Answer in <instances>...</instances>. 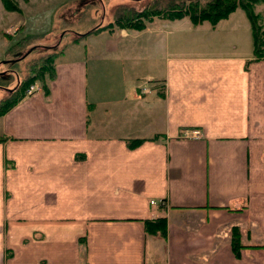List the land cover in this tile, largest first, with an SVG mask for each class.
Instances as JSON below:
<instances>
[{"label":"crops","instance_id":"0c3cea01","mask_svg":"<svg viewBox=\"0 0 264 264\" xmlns=\"http://www.w3.org/2000/svg\"><path fill=\"white\" fill-rule=\"evenodd\" d=\"M131 1L59 27L50 72L0 115V264H264V58L246 15L92 31ZM33 4L0 0L1 33L44 32Z\"/></svg>","mask_w":264,"mask_h":264},{"label":"rangeland","instance_id":"374dc122","mask_svg":"<svg viewBox=\"0 0 264 264\" xmlns=\"http://www.w3.org/2000/svg\"><path fill=\"white\" fill-rule=\"evenodd\" d=\"M10 3L17 7V2L23 6V4L34 3L33 10L34 13L28 17L31 21V25H35L37 29H45L44 32H30L25 37V34H18L19 26L16 24L14 27L10 28L11 33L8 35H3L0 30V42H3V46L7 45L8 40L9 48L0 56V101L7 98L10 100L13 94L7 89H11L21 84L25 81L26 77L29 75H35L36 73L41 74L43 79L42 69L50 68V61L44 60L42 68L39 64L43 61V58L54 55L56 51L60 50V45H57V41L61 40L62 43H66L69 38L65 35L61 39L57 37L59 34L56 32L59 27L68 28V30H73L78 26L83 24V20H89L94 26L100 21L98 18L95 19L94 8L100 10L99 0H9ZM106 5L109 4L110 0H101ZM115 2L119 0H114ZM171 0H134L131 2H124V4L115 3L109 7V19L111 22L107 23L109 19L104 18L103 23L100 28H110L111 26H116L118 28H123L126 22L136 21V16L140 13L146 12V9H157L166 7ZM205 1V0H199ZM84 6L82 11L77 9L79 6ZM74 6V7H73ZM253 12L259 15V21L261 19V13ZM89 15V16H88ZM108 16V14H107ZM123 16V17H122ZM119 17H122L119 20ZM116 21H121L118 23ZM144 25L146 23L143 20ZM86 24V23H85ZM101 24V23H99ZM118 25V26H117ZM262 28V27H261ZM133 29V28H131ZM32 48L30 52L24 54L25 50ZM18 59L16 61H12ZM34 64V72L29 71V67ZM37 71V72H36ZM48 70H45L44 74ZM48 76V75H47ZM37 82V81H36ZM34 81L27 85L23 91V96L30 95L35 92ZM38 83V82H37ZM39 85V84H38ZM26 86V84H25ZM30 87H33V91L27 93ZM21 91V92H22ZM10 94V95H9ZM17 95V94H15Z\"/></svg>","mask_w":264,"mask_h":264},{"label":"trees","instance_id":"16d2710c","mask_svg":"<svg viewBox=\"0 0 264 264\" xmlns=\"http://www.w3.org/2000/svg\"><path fill=\"white\" fill-rule=\"evenodd\" d=\"M4 9L8 11H17V7L12 5L9 0H1ZM264 3V0H171L170 3L164 8L146 9V12L140 13L136 16V21L126 22L123 28L142 29L144 22L151 20L152 17H160L166 19H176L183 16H187L192 24H197L203 20L215 24L218 20L225 18L229 13L233 12L236 8L241 9L246 15L251 28L252 41L254 46V59L264 58V29L261 28L259 21V15L253 12V8L256 4ZM123 17V16H122ZM119 17V20L122 18ZM121 23V21H116ZM118 26V25H117ZM100 26L94 28L92 31L99 29ZM54 55H49L43 58L39 66L42 68L43 62L46 60H53ZM45 60V61H44ZM45 70L50 72L49 69H42L44 74ZM30 72H34V64L29 67ZM37 72V71H36ZM52 76V75H51ZM42 80L41 74L29 75L26 77L23 84L20 87L15 86L11 89H7L10 94H13L12 98L8 100V97L0 101V115L14 105L18 100L23 97V91L35 80ZM26 84V86H25ZM23 90V91H22ZM22 91V92H21ZM9 94V95H10ZM17 94V95H15ZM3 138L0 136V142ZM144 230L148 233L155 234L161 233L163 235L165 230V220L163 217L147 219L143 221ZM231 248L234 252H237L239 245V234L234 228L231 231Z\"/></svg>","mask_w":264,"mask_h":264},{"label":"built area","instance_id":"2783aa9c","mask_svg":"<svg viewBox=\"0 0 264 264\" xmlns=\"http://www.w3.org/2000/svg\"><path fill=\"white\" fill-rule=\"evenodd\" d=\"M30 91H33V87H30L27 93H30ZM180 136L194 139L200 137V132L198 129H184L181 131Z\"/></svg>","mask_w":264,"mask_h":264}]
</instances>
